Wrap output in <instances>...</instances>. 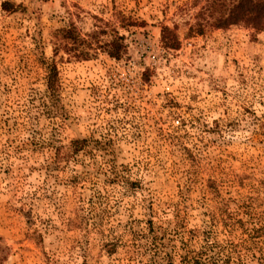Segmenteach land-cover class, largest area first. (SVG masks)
<instances>
[{
  "label": "rangeland",
  "instance_id": "1",
  "mask_svg": "<svg viewBox=\"0 0 264 264\" xmlns=\"http://www.w3.org/2000/svg\"><path fill=\"white\" fill-rule=\"evenodd\" d=\"M206 1L0 0L1 264H264V29Z\"/></svg>",
  "mask_w": 264,
  "mask_h": 264
},
{
  "label": "trees",
  "instance_id": "2",
  "mask_svg": "<svg viewBox=\"0 0 264 264\" xmlns=\"http://www.w3.org/2000/svg\"><path fill=\"white\" fill-rule=\"evenodd\" d=\"M9 6L11 5L6 2L2 4V8L5 10H8ZM198 14L202 20H205V23L208 22L211 27L216 29L227 28L231 25H244L256 32L264 29V0H207ZM189 30L201 33L204 30V24L197 23ZM97 33L99 32L93 31L85 38L71 23L69 27L58 30L56 36L59 43L57 42L58 45L55 46L54 51L60 48L61 40L64 42L65 49L71 50L75 58L89 59L94 56L97 50L105 52L109 57L120 58L125 48L121 41L122 37L115 32L108 41L102 43L101 41H92ZM161 38L166 48L177 46L174 33L167 27L162 29ZM53 70L52 67L47 77L49 89H52L55 83V72ZM82 142V140H74L72 145L76 146ZM5 248L0 245V264L5 259Z\"/></svg>",
  "mask_w": 264,
  "mask_h": 264
}]
</instances>
